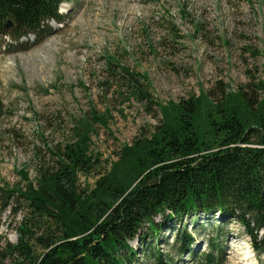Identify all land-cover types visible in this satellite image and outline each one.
I'll list each match as a JSON object with an SVG mask.
<instances>
[{
    "label": "rangeland",
    "instance_id": "1",
    "mask_svg": "<svg viewBox=\"0 0 264 264\" xmlns=\"http://www.w3.org/2000/svg\"><path fill=\"white\" fill-rule=\"evenodd\" d=\"M59 15L35 35L14 39L7 27L0 34V187L24 188L22 171L34 182L41 167L56 161L50 152L62 151L80 127L91 125L90 152L100 165L77 183L91 190L123 145L159 126L156 108L147 111L116 88L109 59L145 76L147 92L162 105L197 98L217 83L227 92L244 86L250 92L264 82V0H65ZM91 112L106 126L93 122ZM19 209L16 216L0 213V247L16 242ZM221 216L195 215L193 225L189 216L157 217L170 231L157 243L150 235L145 241L169 264H202V253L214 250L215 264H264V227L251 232L227 216L229 224H222ZM184 230L195 240L179 253L175 239ZM131 247L135 264H153L141 240Z\"/></svg>",
    "mask_w": 264,
    "mask_h": 264
},
{
    "label": "trees",
    "instance_id": "2",
    "mask_svg": "<svg viewBox=\"0 0 264 264\" xmlns=\"http://www.w3.org/2000/svg\"><path fill=\"white\" fill-rule=\"evenodd\" d=\"M64 1L0 0V34L7 23L14 39L43 32L49 22L61 20ZM109 64L116 88L147 111L156 108L162 121L123 145L91 190L77 187L78 175L88 176L100 165V156L90 152L91 125L80 127L62 151L50 152L56 161L41 167L34 182L22 171L24 188L1 185L0 213L23 211L16 242L0 247V264H135L131 243L137 240L145 258L169 264L145 241L150 235L157 243L170 231L155 223L157 217L189 216L193 225L195 215L219 214L225 225L238 221L251 232L264 227V82L250 92L248 86L227 92L217 83L197 98L162 105L147 92L145 76L112 59ZM90 119L106 126L94 112ZM175 240L182 253L195 239L184 230ZM253 253L259 261L258 249ZM217 254L203 252L202 264H215Z\"/></svg>",
    "mask_w": 264,
    "mask_h": 264
},
{
    "label": "water",
    "instance_id": "3",
    "mask_svg": "<svg viewBox=\"0 0 264 264\" xmlns=\"http://www.w3.org/2000/svg\"><path fill=\"white\" fill-rule=\"evenodd\" d=\"M7 27V29L10 27V24L9 23H7L6 24V26H5V28Z\"/></svg>",
    "mask_w": 264,
    "mask_h": 264
},
{
    "label": "bare ground",
    "instance_id": "4",
    "mask_svg": "<svg viewBox=\"0 0 264 264\" xmlns=\"http://www.w3.org/2000/svg\"><path fill=\"white\" fill-rule=\"evenodd\" d=\"M64 12V11H63ZM249 258H246V259H242L243 261H247Z\"/></svg>",
    "mask_w": 264,
    "mask_h": 264
}]
</instances>
